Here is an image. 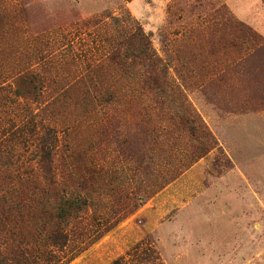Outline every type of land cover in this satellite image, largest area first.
<instances>
[{
	"label": "rangeland",
	"instance_id": "1",
	"mask_svg": "<svg viewBox=\"0 0 264 264\" xmlns=\"http://www.w3.org/2000/svg\"><path fill=\"white\" fill-rule=\"evenodd\" d=\"M26 75L69 93L0 100L81 185L58 264H264V0H0V88ZM8 136L0 194L40 187Z\"/></svg>",
	"mask_w": 264,
	"mask_h": 264
},
{
	"label": "trees",
	"instance_id": "2",
	"mask_svg": "<svg viewBox=\"0 0 264 264\" xmlns=\"http://www.w3.org/2000/svg\"><path fill=\"white\" fill-rule=\"evenodd\" d=\"M43 84L36 75L19 77L12 91L0 88V100L4 106L8 101L13 103L11 99L7 100L11 95L14 100L20 99L23 106H34L40 114H48V110L60 104L69 93L68 90L53 93L55 97L49 101ZM14 119H9L7 114L1 116L0 139L9 135L4 144L8 146L13 142L9 148L16 149H25L30 141L29 147L37 150L34 154L42 183L40 187L30 183L35 186L32 190L20 185L12 186L0 194V264H58L60 261L56 254L62 253L69 241L66 229L71 220L80 218L86 207L79 193L81 185L73 171L67 175V181L62 182L61 177L58 181L51 150L55 141L54 129L36 114L30 119L31 127L27 129L30 138L27 139L20 135L22 130L11 132ZM34 138L37 144H34ZM48 211L50 219L46 220Z\"/></svg>",
	"mask_w": 264,
	"mask_h": 264
}]
</instances>
